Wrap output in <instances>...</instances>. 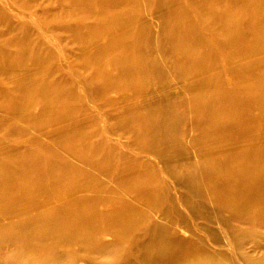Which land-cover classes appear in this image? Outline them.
<instances>
[{"label": "rangeland", "instance_id": "obj_1", "mask_svg": "<svg viewBox=\"0 0 264 264\" xmlns=\"http://www.w3.org/2000/svg\"><path fill=\"white\" fill-rule=\"evenodd\" d=\"M190 1L136 0L108 21L95 7L80 35L65 27L55 0H0L2 26L28 28L33 50L27 58L0 57V164L22 156L56 158L64 169L50 176L42 168L43 179L28 190L0 182V191L12 193L0 199V264H264L262 201L250 214L245 200L226 191L223 173L212 175L207 165L221 155L229 161L264 149V100L258 99L264 93V31L219 46L202 25L213 15L191 9ZM239 1L248 7L224 0L225 11L242 14ZM182 31L196 32L181 40L178 53L172 46ZM186 43L197 49L181 61ZM128 46L137 59L122 58ZM125 59L137 67L131 74L124 72ZM211 95L225 97L223 107L233 105L239 117V128L224 132L220 147L203 126ZM246 190V196L257 191ZM92 205L104 214L134 213L130 236H78L65 223L64 229L53 224L54 233L26 235L20 228L44 213L58 222L72 214L88 219Z\"/></svg>", "mask_w": 264, "mask_h": 264}, {"label": "bare ground", "instance_id": "obj_2", "mask_svg": "<svg viewBox=\"0 0 264 264\" xmlns=\"http://www.w3.org/2000/svg\"><path fill=\"white\" fill-rule=\"evenodd\" d=\"M134 1H136V0H55L54 3L56 5L57 9H59V10L61 9L60 13L64 14V16L62 14H61V16L64 17V20H62V22L64 23L65 27L71 26L72 29H75L77 31V33H79L81 35V33H83L84 31L89 29V26H86V24H88L87 21L89 19V16L91 17V15H89V13H88L89 9L91 10L92 8L96 7L98 10H95V11L99 12V19L101 21L102 20L108 21L107 17H110L111 15L117 14L116 11L120 10L122 8L125 10L126 4L133 3ZM260 1H264V0H243V2H245L244 5H246V7L248 6L249 8L247 7L245 9L242 7L243 9H245V11L242 10V14H240V15H235L233 13L232 14L227 13L225 11L226 10V4L223 3L224 0H191L189 3L190 4L189 6L191 7V9H200L199 12H201L203 14L209 13V14L213 15V18H211L210 21L206 20L207 22L206 21L203 22L204 24H202V25H203V27H206V30L208 28V31L210 29V31L212 32V33H210L211 34L210 38L209 37L208 38L210 40L216 41L218 44H220L219 46H221V45H225V44L230 45V43L234 42L236 39L238 40V38L240 39V38L244 37L248 31H253V32L255 31L256 33H258L257 35L262 34V32L264 31V18L260 19L257 16L259 14H264V7L259 6L257 4V2H260ZM138 2L139 1H137V3ZM260 3H262V2H260ZM240 4L241 3L239 1L238 8H239ZM256 4H257V6H256ZM263 4H264V2H263ZM135 5L136 4H133L132 6L134 7ZM253 5H255V6L252 8L251 6H253ZM260 5H262V4H260ZM236 7H237V4H236L235 8ZM257 7H258V9H257ZM129 8H131V7H129ZM235 8H232L231 11ZM242 8L240 6L238 12L241 13L240 10ZM92 10H94V9H92ZM228 10L230 12V9H228ZM199 12H197V13H199ZM118 13H119L118 15H120V16L122 15L121 12H118ZM176 13H177V11H175V15H176ZM246 15H248V17L253 15V18L248 19V17ZM105 18H107V19H105ZM99 19H97V20H99ZM70 20H74V21L70 23ZM97 20H96V23L100 24L101 23L100 20H99L100 23ZM1 21L2 20H0V57H2V58H27V56L31 57L33 50H32V44H31V40H30V36H29V29L26 28L25 26H22V28H19L16 30H10L8 28L9 26H7V28L3 27L2 25H4V24ZM91 22L92 21H90V23ZM124 22L125 21H123L122 23H124ZM101 24H100V28H101V26H103V27L105 26V25H103L105 23H101ZM108 24H109V22H108ZM91 25L93 26V28H94V26H96L95 24H93V22L91 23ZM110 27H111V25H110ZM181 27L183 28V26H181ZM186 27H188V26H186ZM63 28H64V26H63ZM100 28L98 30H100ZM173 28H175V27H173ZM72 29H70V31H72ZM181 29L180 30L178 29V30L181 31ZM68 30H69V28L67 29V31ZM189 30H191V29H189ZM193 30H195V28ZM184 32L185 31H182L178 35H175L176 38H178V40L180 42L178 41V44L175 43L177 47H175V46H172V47L174 48V50H178L177 51L178 53L179 52L181 53V50L179 51L180 48H178V47H182L183 43L181 44V42L184 41L183 39L185 38L187 41L188 40L187 38H194L193 33L195 35L196 31L192 32V33H184ZM72 33H74V32H72ZM169 33H167V34L169 35ZM74 34H73V36H77V37L80 36L79 34L78 35H74ZM172 34L174 35V32L170 33V35H169L170 40H171L170 36ZM253 34H255V33H253ZM206 38H207V36H206ZM173 40H175V39H173ZM173 40L171 41L172 43H174ZM181 40H183V41H181ZM196 40H197V38H196ZM189 42H191V41H189ZM172 43H170V44L175 45ZM236 43H237V41H236ZM239 44H242V43L240 42ZM130 45H132V43ZM231 46H230V48L234 47L233 45H231ZM238 46L239 45H237V47ZM136 47H135V49L138 52V56H139L140 54H139L138 48H136ZM194 47H196L195 48V50H196L197 45H194L193 43H190V44L188 43L185 47H183V49L181 48L183 51V54H184V57H182L181 61H183L184 58H189L192 55L191 53H193L192 49H194ZM235 47H236V45H235ZM127 49H130L129 46H128V48H126V50ZM234 49L235 48H233L231 50L234 51ZM237 50H239V48H237ZM233 51H231L232 54H233ZM236 51H235V54L238 56ZM123 53H126L127 55L123 54L124 56L122 58H128V59L129 58H133V59L136 58L137 59V57H135V55L131 53V49L127 50L126 52H123ZM207 53H209V52H207ZM207 53H206V55H207ZM139 58L140 57H138V59ZM125 60H126V62H125ZM125 60H124L125 64L128 63L129 66L126 67L127 69L124 68V72H129V73L131 72L132 73V70L129 71V69L130 68L136 69L137 67L133 68V65L135 63L131 59L130 60L125 59ZM185 60H187V59H185ZM136 63L138 65L140 64L139 62H136ZM140 68L138 66L137 70L140 71L141 70ZM134 72L135 71L133 70V73ZM123 75H125V73ZM133 75H135V74H133ZM129 76L130 75H128V78H129ZM258 87L259 86H257L255 89L252 90V94L254 91L258 93V90H256ZM260 89H264V88H260ZM259 93H260V96L258 97V99L264 100V93H262V92H259ZM205 99H206V97H205ZM225 101H226L225 97H219L217 95H211L209 98V103H208L209 104L208 105L209 110H205L206 113H204V120L205 121H204L203 126L207 132V135H206V133H205V135L209 139H213L216 146H218V147H220L221 146L220 143L223 142V141H221V136L223 135V133L226 131L230 132L231 130H228L229 128L236 127V126L238 127V123L236 121L239 119V117L235 113V107L233 105H228V106L223 107V104L225 103ZM235 103H239V102H235ZM198 106H199V103H198ZM194 109H196V108H194ZM198 119H199V117H198ZM194 122H195V120H194ZM197 122H198V120H197ZM206 124H208V125H206ZM224 135H225V133H224ZM225 136H227V135H225ZM228 140H231V139H228ZM229 143H231V142H227V145H230ZM226 155L227 154L221 155L222 157L220 156L219 157L220 160H218V161H212L210 159L208 161V159H207V165L209 166V172L212 175H214V174L220 175V171H221L224 175L223 177H221L222 178L221 180H223L224 187L226 188V191L229 193L233 192V191L236 192L237 194H236L235 200H239V201L245 200L244 204L247 203L246 206H247L248 212L250 214H252L253 211H255L254 209H252L253 208L252 204L255 201H262V205H264L263 204L264 203V193L261 191H258L260 189V187H264V176H262L264 174L263 173L264 172V149L254 150L249 155L247 154V152H244L243 154H240L238 157L236 155H234V157H231L233 159L236 156L235 159L239 158L241 160L237 163H235L234 160H232V159H230L228 161ZM242 157H243V159H241ZM56 160H57L56 158H53V159H49L48 161H46V160L45 161L44 160L43 161H36V160H32V159L25 157V156L11 159L9 162L6 161V162L0 164V169L2 172V173L0 172V182H2V184L4 183L3 185L6 184L8 186L11 184L12 187H16V188L18 187L20 189L21 188H26L27 190L32 189L34 187H37L38 182L41 181V179H43V177H44L43 174H41V173H40L41 175L38 174L39 170H41L42 168L46 167V169L49 170L50 176L57 175V170L63 169L62 168L63 165L61 166L60 165L61 163H59ZM5 163H8V165L3 166ZM45 163H47V164L45 165ZM243 189H244V192H242ZM245 189H247V190L250 189V191H251V189H257L258 192L255 191L254 193H252V195L246 196L245 195ZM247 190H246V192H247ZM10 191L11 190H6V189L0 191V199H3V200L5 198L9 199L8 197H10V195L12 196V193L11 194L9 193ZM35 191H37V190H35ZM38 191H39V189H38ZM221 191H223V190H221ZM241 193H243V194H241ZM13 195H15V194H13ZM89 199H92V197ZM226 199H227V197H226ZM89 201L88 202L84 201L85 202L84 206L86 205V208H88L90 205ZM233 201H234V199H233ZM226 205H227V203H226ZM94 207H95L94 205H92L90 207V210H89L90 218H88V219H82L81 220V219L77 218L78 217L77 214H75V215L72 214V216L70 218H68L66 221L64 220L63 222H60V221L58 222V221H54V219L49 218V215H46L44 213V214L38 215V218L34 217V218H29V219L25 220L21 226L24 227L25 223L27 222L25 225L26 227L25 228L20 227V228L23 230V232H25L26 235L34 234V231H36V230H43L44 233L45 232L46 233L47 232H49V233L53 232L54 233L55 230L52 226L53 224H56L57 226H59L60 229H64V227H62L61 224L65 223V224H67V227L65 226L67 229L66 228L65 229L73 231L78 236L79 235H88L91 232L97 233L100 231H110V232L112 231L115 233H121V234H123V236H126V235L130 236L131 231L134 230V228H135L134 222H132V219H131L132 218L131 216L134 213H132V212L126 213L125 212V214L121 213L122 215H120V214L118 215L116 212H112L111 214H104L102 211H100L98 209L94 210ZM242 207H243V205H242ZM246 210H245V212H246ZM119 212H120V210H119ZM51 220H53V222H51ZM100 222H103V223L100 224V226H98L97 223H100ZM110 222H112V224H110ZM116 224L119 226L118 227L119 229H117ZM73 225H75L76 227L74 228ZM136 225H139V224H136ZM43 231H40V232H43ZM148 237L151 240L153 238H155L154 243L159 244V246H161V245L163 246L165 244L162 239L158 240L159 238L156 235L154 236V235H151L149 233ZM3 238H5V237H3ZM14 239L18 240L19 238L14 237ZM27 240L29 241L28 238H27ZM21 241H23V240L21 239ZM18 246L20 247L22 245L18 244ZM28 247L31 248V246H28ZM163 248H164V246H163ZM162 250H164V249H162ZM157 252H160L159 248L156 250V253ZM26 259H27V257H26ZM49 259L47 262H49ZM14 261H15V259H14ZM25 262L29 264L32 261L27 260ZM44 262H46V261H44ZM177 262L180 263L181 261H177ZM48 264H50V263H48ZM185 264H189V261H187Z\"/></svg>", "mask_w": 264, "mask_h": 264}]
</instances>
